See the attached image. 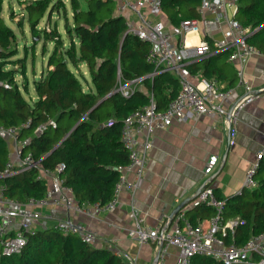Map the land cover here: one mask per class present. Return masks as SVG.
<instances>
[{
    "label": "trees",
    "instance_id": "obj_1",
    "mask_svg": "<svg viewBox=\"0 0 264 264\" xmlns=\"http://www.w3.org/2000/svg\"><path fill=\"white\" fill-rule=\"evenodd\" d=\"M2 1L0 125L19 126V136L25 141L23 153H30L39 164L9 177L0 176V186L3 185L8 197L24 203L43 198L48 183L40 177V170H53L62 163L65 165L61 173L64 184L71 188L79 203L105 204L114 196V186L120 176L118 166L129 161L128 151L120 139L122 120L145 105L151 96L137 88L125 97L118 91L119 83L143 77L157 108L163 110L180 90L177 78L171 71L148 77L154 70L146 57L150 44L128 32L126 19L115 11L113 0H85L86 7L79 0H70L73 23L68 20L67 5L62 0H31L25 8L33 35L40 34L37 26L48 11V17L62 11L68 41L57 24L41 30L43 53L47 51V44L53 42L48 59V67L52 68L35 80L37 96L29 103L16 79L17 70L5 68L7 64L21 62L23 86L28 91L26 58L14 59L16 34L1 17ZM161 1L164 14L174 25L185 18H200L198 9L202 0ZM237 3L234 16L250 29L248 42L264 52V0H237ZM220 55L227 52L187 67L192 73L202 69V73L211 77L217 71L215 60ZM84 63L89 71L88 88L81 81L82 78L89 83L80 70ZM51 120L57 123L55 127L50 124ZM42 124H47V129L36 133L35 129ZM10 146L9 140L0 138V173L9 160ZM257 169L256 188L243 189L240 194L226 199L216 194L224 200L223 218H239L234 234L227 237V241L234 240L239 245L264 231V159ZM194 209L197 212L189 216L194 224L216 214L215 208L208 204H196ZM25 244L20 253L0 254V264H123V259L110 249L82 241L76 234L66 235L56 226L38 227L34 233L27 234ZM193 261L195 264H224L199 255Z\"/></svg>",
    "mask_w": 264,
    "mask_h": 264
},
{
    "label": "built area",
    "instance_id": "obj_2",
    "mask_svg": "<svg viewBox=\"0 0 264 264\" xmlns=\"http://www.w3.org/2000/svg\"><path fill=\"white\" fill-rule=\"evenodd\" d=\"M117 1L119 2L117 12L125 17L128 32L150 44L146 57L147 61L154 66L151 76L163 72H174L180 90L163 110L157 108L154 97L151 95L145 105L136 108L123 118L120 139L128 151L129 161L118 166L120 176L114 186V196L105 204L79 203L71 188L64 184L61 173L65 165L62 163L53 170H40L42 172L40 177L48 183L47 193L43 198L29 199L24 203L8 197L4 193L3 185L0 186L1 255L20 253L26 245L27 234L34 233L38 227L43 226L41 221L46 222L50 218L41 209L35 207L51 203L94 217L100 212L113 210L123 189L133 192L139 190L144 181L143 171L147 163V154L153 145L151 137L156 129L166 128L173 119L185 120L189 115L197 117L205 113L216 114L226 119L231 136L230 144L234 143L240 110L251 102L254 96L247 94L239 98L233 102L231 109L224 102L231 95V91L218 85L215 80L206 78L202 73H192L187 65L193 59H200L220 49H227L229 50L228 60L238 63V75L241 80L243 79L248 59L255 53H261V50L248 42L250 29L228 12L230 7L237 8V0H202L198 9L200 18H185L179 25L169 27L162 18L163 1ZM206 13H210L211 16ZM129 14H133L134 18H131ZM219 22H225L227 25L224 30L225 41L211 43L206 38H202L199 44L192 45L187 42L186 37L189 33L200 32L203 27L219 24ZM142 79L143 77H137L124 84L119 83L118 91L128 97L136 91L137 83ZM230 109L231 112H229ZM50 124L53 127L57 125L54 120H51ZM109 124L112 122L109 121ZM47 127V124L39 125L35 132L42 133ZM19 132V126L0 125V138L15 142V151L13 156H9L5 168L0 173L1 177H9L39 164V161H34L30 153H23L25 141L20 138ZM140 133L144 135L143 141L137 137ZM263 159L264 144L257 150L256 163L246 172L243 189L252 190L257 187L255 176ZM218 164L217 155L213 154L208 158L204 167L202 191L196 197L195 204H208L216 210V214L209 219L207 226L202 223L194 224L185 213H179L173 225H170V218L167 217L166 220L159 222L154 230H147L142 225L143 217L135 215L136 228L130 231V236L142 243H152L158 248L161 247L159 260L155 264H159L160 259H164L165 246L169 245L176 246L178 249L177 264H195L193 258L196 255L212 257L224 264H264V231L251 236L243 245L237 244L234 240L227 241V237L234 234L240 221L238 217L223 218L224 200L219 199L214 188L209 185V178ZM130 171L135 172L132 180L129 178ZM54 226L66 235H78L85 242L99 236L96 230L78 221L67 220ZM119 257L123 259V264H137L135 259L125 254L120 253Z\"/></svg>",
    "mask_w": 264,
    "mask_h": 264
},
{
    "label": "crops",
    "instance_id": "obj_3",
    "mask_svg": "<svg viewBox=\"0 0 264 264\" xmlns=\"http://www.w3.org/2000/svg\"><path fill=\"white\" fill-rule=\"evenodd\" d=\"M113 2L116 4L115 11H117L119 2L117 0ZM236 11L237 8L234 7L228 9L232 16ZM206 15L211 16L210 13ZM129 16L134 18L133 14ZM162 18L165 19L167 27L174 25L164 13ZM226 28L225 22H219V24L203 27L200 32L189 33L186 40L192 45L199 44L202 38L212 42L225 41L224 30ZM251 34L249 31V36ZM43 45L42 43L41 56L42 61L46 62V67L42 64L38 71L34 66L32 67L34 90L35 80L42 78L47 70L52 68V66L48 67V59L53 42L47 44L45 53H43ZM224 51L227 55L216 57L217 71L214 75L207 77L202 73V69L198 73L215 80L218 85L231 91V95L224 101L229 108L234 101L247 94L254 96L251 102L240 110L233 145L230 144V131L223 117L205 113L197 117L189 115L185 120L173 119L166 128L156 129L151 137L153 145L147 154V163L143 171L144 181L139 190L133 192L123 189L113 210L100 212L94 217L51 203L35 207L50 216L46 222L41 221V225L54 226L67 220L78 221L98 232L99 236L89 241L94 246L108 248L118 256L120 253L130 256L136 260L137 264H155L159 248L152 243H142L130 236V231L136 228L135 215L143 217L142 225L145 229L154 230L159 222L166 220L167 217L170 218L173 210L183 201L186 202L185 206L178 214L185 213L188 218L190 214H195L197 212L194 209L197 202L196 195L205 176L204 167L208 158L213 154L219 157V164L209 178V185L214 188L215 194L223 199L240 194L246 172L256 163L257 150L264 144V52L255 53L248 59L245 66L246 71L241 80L237 70L238 63L228 60L229 50L220 49L208 57ZM208 57L202 60L193 59L191 63H202ZM80 70L88 78L89 83L85 84V88H88L90 85L89 71L85 63L80 65ZM172 73L176 77V74ZM148 77H152L151 74ZM193 80L196 81V79ZM24 81L25 77L24 80L22 79V84ZM137 88L153 96L144 81H139ZM36 96L35 90L33 101ZM143 136L142 133L137 135L141 141L144 139ZM10 142L9 156H13L15 142L11 140ZM140 149H142L141 144ZM227 149V159L221 167L222 158ZM129 173V178L134 179L135 172L130 171ZM40 175L42 176V172ZM178 214L170 219V225L175 223ZM209 219H203L199 223L207 226ZM165 249L164 259H160L159 264H177V247L169 245L165 246Z\"/></svg>",
    "mask_w": 264,
    "mask_h": 264
},
{
    "label": "rangeland",
    "instance_id": "obj_4",
    "mask_svg": "<svg viewBox=\"0 0 264 264\" xmlns=\"http://www.w3.org/2000/svg\"><path fill=\"white\" fill-rule=\"evenodd\" d=\"M57 1V0H53ZM64 4L67 5V17L68 20L73 23L72 21V4L70 0H63ZM31 2V0H3L2 1V10H1V17L3 18L4 22L11 26L16 34L17 39V52L14 55V59L16 57L26 58V65L28 69V91L25 90L22 79L24 80L23 74L20 72L22 69L21 62L16 64H7L6 69L14 68L17 70L16 79L19 82L20 90L22 91L23 95L26 97L28 102L30 103L32 97H35V90L33 87L34 83V76L32 73V67H35V70L38 71L41 69L42 64L46 67V62L42 61L41 50H42V43L44 44L43 34L41 30L44 28L49 29L57 24L58 30L62 33L61 35L63 38L68 41V35L65 34V18L64 13L62 11L58 12L55 11L51 17H48L49 11L45 14L43 18L40 19V23L38 24L37 28L40 31L39 35L34 36L32 32V24L29 22L28 13L26 10V4ZM83 7H86L87 3L85 0H79ZM113 6L115 7L116 4L113 2ZM22 23V24H20ZM38 42V43H36ZM36 43V44H35ZM25 46H27L25 48ZM34 51L35 54L32 52ZM34 56V57H33ZM83 85L86 84L85 80L81 78ZM10 141V140H9Z\"/></svg>",
    "mask_w": 264,
    "mask_h": 264
},
{
    "label": "water",
    "instance_id": "obj_5",
    "mask_svg": "<svg viewBox=\"0 0 264 264\" xmlns=\"http://www.w3.org/2000/svg\"><path fill=\"white\" fill-rule=\"evenodd\" d=\"M206 57H208V56H204L203 58H206ZM203 58H200V60H202ZM231 109H232V108H231ZM231 109L229 110V112H231ZM227 152H228V149L224 152V155H223V158H222V165H221V167L223 166V164L225 163V161H226V159H227V155H228ZM201 191H202V186H201L200 189L198 190L196 197L200 194ZM185 203H186V202L183 201V202H181L180 204H178V206H177V207L173 210V212L171 213V215H170V219L173 218V215L178 214V212L182 210V208L185 206ZM160 249H161V247H159V249H158V251H157L156 263H157L158 260H159V252H160Z\"/></svg>",
    "mask_w": 264,
    "mask_h": 264
}]
</instances>
